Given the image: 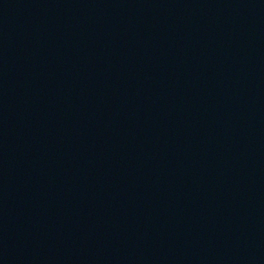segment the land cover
<instances>
[{
    "label": "water",
    "instance_id": "obj_1",
    "mask_svg": "<svg viewBox=\"0 0 264 264\" xmlns=\"http://www.w3.org/2000/svg\"><path fill=\"white\" fill-rule=\"evenodd\" d=\"M0 264H264V0H0Z\"/></svg>",
    "mask_w": 264,
    "mask_h": 264
}]
</instances>
